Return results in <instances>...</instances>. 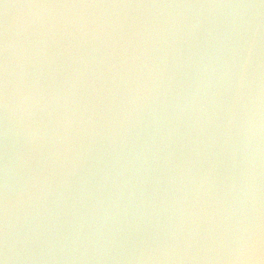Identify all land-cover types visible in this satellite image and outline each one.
<instances>
[{
  "label": "clouds",
  "instance_id": "1",
  "mask_svg": "<svg viewBox=\"0 0 264 264\" xmlns=\"http://www.w3.org/2000/svg\"><path fill=\"white\" fill-rule=\"evenodd\" d=\"M264 241V0L4 4L0 264H233Z\"/></svg>",
  "mask_w": 264,
  "mask_h": 264
},
{
  "label": "water",
  "instance_id": "2",
  "mask_svg": "<svg viewBox=\"0 0 264 264\" xmlns=\"http://www.w3.org/2000/svg\"><path fill=\"white\" fill-rule=\"evenodd\" d=\"M37 2H73V0H0V26L3 24L4 4L24 5ZM123 2H246L259 3L261 0H123ZM227 245L234 257L233 264H264V241L248 247L241 235L234 233L222 240L210 242V246Z\"/></svg>",
  "mask_w": 264,
  "mask_h": 264
}]
</instances>
